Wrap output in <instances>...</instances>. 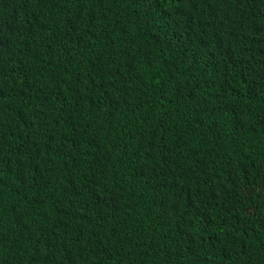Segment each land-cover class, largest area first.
<instances>
[{"label":"trees","instance_id":"16d2710c","mask_svg":"<svg viewBox=\"0 0 264 264\" xmlns=\"http://www.w3.org/2000/svg\"><path fill=\"white\" fill-rule=\"evenodd\" d=\"M0 264H264V0H0Z\"/></svg>","mask_w":264,"mask_h":264}]
</instances>
